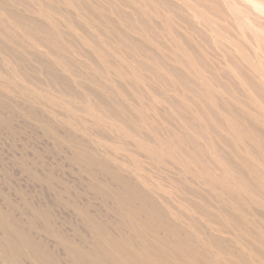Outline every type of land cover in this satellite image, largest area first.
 I'll return each instance as SVG.
<instances>
[{
    "label": "rangeland",
    "instance_id": "rangeland-1",
    "mask_svg": "<svg viewBox=\"0 0 264 264\" xmlns=\"http://www.w3.org/2000/svg\"><path fill=\"white\" fill-rule=\"evenodd\" d=\"M0 264H264V0H0Z\"/></svg>",
    "mask_w": 264,
    "mask_h": 264
}]
</instances>
